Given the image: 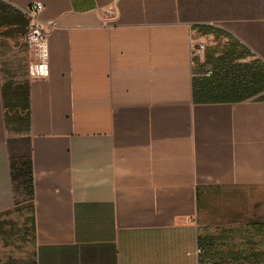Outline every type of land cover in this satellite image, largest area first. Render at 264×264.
I'll return each instance as SVG.
<instances>
[{
  "label": "crops",
  "instance_id": "obj_1",
  "mask_svg": "<svg viewBox=\"0 0 264 264\" xmlns=\"http://www.w3.org/2000/svg\"><path fill=\"white\" fill-rule=\"evenodd\" d=\"M32 1L0 0V264H264V0H39L42 77Z\"/></svg>",
  "mask_w": 264,
  "mask_h": 264
},
{
  "label": "built area",
  "instance_id": "obj_2",
  "mask_svg": "<svg viewBox=\"0 0 264 264\" xmlns=\"http://www.w3.org/2000/svg\"><path fill=\"white\" fill-rule=\"evenodd\" d=\"M43 9L44 4L39 0L32 1L26 9H23L29 18V30L25 34L23 40L38 51L41 57L40 63L31 67V74L38 77L47 76L49 73L48 36L50 33V23H46L41 20L40 13ZM204 47V44L197 46V48L201 51Z\"/></svg>",
  "mask_w": 264,
  "mask_h": 264
}]
</instances>
